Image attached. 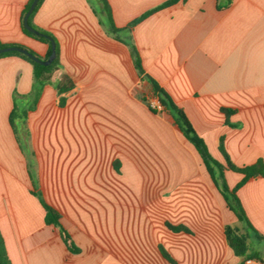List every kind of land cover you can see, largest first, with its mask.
I'll return each mask as SVG.
<instances>
[{
    "label": "crops",
    "instance_id": "0c3cea01",
    "mask_svg": "<svg viewBox=\"0 0 264 264\" xmlns=\"http://www.w3.org/2000/svg\"><path fill=\"white\" fill-rule=\"evenodd\" d=\"M107 1L118 37L98 0L43 1L33 21L55 36L61 64L26 120H15L18 134L11 112L15 102L33 105L37 84L30 62L0 57V233L11 263L239 264L225 228L251 230L170 113L146 101L145 90L158 98L125 41L214 158L224 163L222 138L235 164L251 165L264 161V0H179L132 28L167 0ZM27 2L0 0V41L43 59L48 45L21 28ZM58 85L70 89L59 93ZM224 175L231 189L242 179ZM39 194L77 252L45 222ZM237 195L264 236V177ZM249 243L264 264V240L251 233Z\"/></svg>",
    "mask_w": 264,
    "mask_h": 264
},
{
    "label": "trees",
    "instance_id": "16d2710c",
    "mask_svg": "<svg viewBox=\"0 0 264 264\" xmlns=\"http://www.w3.org/2000/svg\"><path fill=\"white\" fill-rule=\"evenodd\" d=\"M44 0H39L36 7L33 9L31 14L28 17V24L29 26L37 31L38 33H33L29 31L25 26H24V18L26 13L29 10V7L33 0H28L27 4L25 5L22 14H21V28L22 31L25 35L32 37L42 43H45L48 45V52L47 55L43 58L44 60H47L49 56L52 53V40L55 43V52L56 56L54 60L52 61L51 64L49 65H42L33 59L29 58L27 55L17 52V51H12V52H7V53H2L0 54V57L2 56H19L26 61L30 62L33 67V76L34 80L37 84V91L35 95V99L33 102V105L29 108H20L18 104L15 102L14 109L11 112L10 115V121L15 129V131H18V128L16 129V119L20 120H26L28 112L32 110L38 100V97L45 86V84L48 83L47 77L50 76L55 70H57L60 67V57H59V44L55 38V36L43 29L37 26L34 21L33 17L41 4L43 3ZM101 3V8L102 11L104 12L108 23L110 30L112 31V34H114L116 37H118L116 34L117 32L123 30V29H118L113 20L112 16V10L111 7L108 3L107 0H98ZM179 0H167L163 2L162 4L148 10L147 12L143 13L140 17L135 19L133 22L129 24L127 28H132L134 25L142 21L143 19L147 18L148 16L154 14L155 12L169 7L175 3H177ZM185 1V0H184ZM125 43L129 46L131 56L133 59V63L135 65V68L137 69L139 75L142 76V78H146L152 86V90L154 95L158 98L160 104L163 106L165 110H167L174 123L178 126L180 129L181 133L183 134L184 138L195 148L196 152L198 153L205 169L207 170L208 174L210 175L212 181L216 185V187L220 190V192L223 194L225 201L227 202L228 207L235 213V215L238 217V219L242 222L245 223V225L251 230V232H243L238 226H231L228 225L225 228V234L227 236L228 243L230 247L233 249L235 254L239 257L242 258V261L239 264H244L245 259L247 258H255L258 260H261L256 253L252 251V248L249 243V238L251 236V233L255 235L258 239L264 240V236L260 235L255 229L252 227L250 222L247 219V216L245 214V211L242 207V204L238 198L237 191L238 189L243 186L250 178H255L258 176L264 177V161L263 159H258L254 164L247 165V166H238L235 164L229 154L227 153L223 139L221 138L220 144H219V151L222 154L224 158V163L221 161L217 160L212 156V154L209 151V148L207 146V143L205 140L197 133L196 129L194 128L191 120L187 116L186 112L178 106L170 97V95L160 87L158 83H156L150 76L146 75L142 66V60L139 54L138 49L134 45V43L130 41H125ZM9 46H20L23 48H26L29 50L32 54L35 56L41 58L38 54H36L34 51L31 49L19 45V44H7L3 43L0 41V48L3 47H9ZM42 59V58H41ZM67 80V79H65ZM70 89V86H57V90L59 93L67 92ZM64 102V98L61 97L60 104ZM152 108V107H151ZM153 110H156L152 108ZM232 111H227L225 110V113L228 115ZM18 134V132H17ZM225 170H231L234 172H237L242 175V179L237 183V185L234 188H229L227 185L226 179L224 172ZM44 209H45V222L49 225H54L57 227L61 233V236L65 243L69 246V248L75 252L78 251V248L75 247L71 243V237L68 231L62 226L61 224V215L60 213L55 210L53 207H51L49 204L45 202V200L42 198V196L39 194L38 195ZM174 231H185L187 230L184 226H170ZM164 255L168 258V255L164 253ZM0 264H12L6 251L5 243L3 236L0 233Z\"/></svg>",
    "mask_w": 264,
    "mask_h": 264
},
{
    "label": "water",
    "instance_id": "95a60500",
    "mask_svg": "<svg viewBox=\"0 0 264 264\" xmlns=\"http://www.w3.org/2000/svg\"><path fill=\"white\" fill-rule=\"evenodd\" d=\"M39 0H33V2L31 3L28 12L25 15L24 18V26L31 32L33 33H38L37 31H35L34 29H32L29 24H28V17L31 14V12L33 11V9L36 7L37 3ZM12 51H17L20 53H23L25 55H27L29 58L33 59L34 61L42 64V65H49L52 63V61L54 60L55 56H56V52H55V43L52 40V53L49 56V58L47 60L41 59L37 56H35L34 54H32L29 50H27L26 48L20 47V46H9V47H3L0 48V54L2 53H7V52H12Z\"/></svg>",
    "mask_w": 264,
    "mask_h": 264
},
{
    "label": "built area",
    "instance_id": "2783aa9c",
    "mask_svg": "<svg viewBox=\"0 0 264 264\" xmlns=\"http://www.w3.org/2000/svg\"><path fill=\"white\" fill-rule=\"evenodd\" d=\"M151 107L158 110L162 111L164 108L160 104L159 100L156 99V101L151 102ZM244 264H263L261 260L255 259V258H247L244 261Z\"/></svg>",
    "mask_w": 264,
    "mask_h": 264
},
{
    "label": "rangeland",
    "instance_id": "374dc122",
    "mask_svg": "<svg viewBox=\"0 0 264 264\" xmlns=\"http://www.w3.org/2000/svg\"><path fill=\"white\" fill-rule=\"evenodd\" d=\"M144 97L149 105H151V102L156 101V98L152 96L151 92H148L147 90L144 92Z\"/></svg>",
    "mask_w": 264,
    "mask_h": 264
}]
</instances>
